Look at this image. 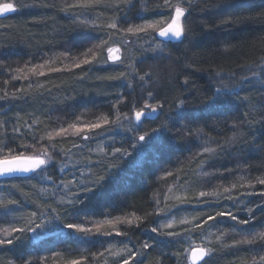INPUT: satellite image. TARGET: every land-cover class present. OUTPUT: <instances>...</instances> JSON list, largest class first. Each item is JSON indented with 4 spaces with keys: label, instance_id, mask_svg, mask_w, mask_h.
<instances>
[{
    "label": "trees",
    "instance_id": "1",
    "mask_svg": "<svg viewBox=\"0 0 264 264\" xmlns=\"http://www.w3.org/2000/svg\"><path fill=\"white\" fill-rule=\"evenodd\" d=\"M4 1H12L17 5L29 2V0H0V2ZM44 2L59 5L63 0H44ZM67 2L72 3L74 0H67ZM97 11L104 13L101 19L105 22L112 15L109 10L97 9ZM261 12H264V0H225L218 9L202 14L196 13L192 19L196 21L204 19L210 27L204 28L200 23H195L192 35L183 42L164 41L167 45L166 54H168L165 56L152 52H147L144 56L140 55L152 46L146 42L147 37L140 40L132 36L126 37L134 43L125 46L118 35L114 36L103 48H100L97 53L98 58L106 55L105 49L110 46L120 47L122 60L125 57L136 58V67L140 70V74L143 75L144 72L150 71L153 76L154 82L149 84L143 92L140 90L138 81L133 82V91L127 88V81L98 79V77L127 71V68L119 62L109 61L107 65L94 62V65H84L72 71H48L50 67L64 68L70 65L72 57L86 51L92 44L100 43L101 38L107 39L104 32L82 28L79 24L73 23L70 17L52 7L22 8L13 14L0 17V25L7 26L0 27V61L10 66V68H0V88H6L9 91H15L17 88L28 89L27 92L21 93L24 96L23 99L11 102L0 101V118L8 119L9 124L17 117L22 118L21 123L26 121L27 124L33 125L36 136L43 135L46 131L60 125L67 127L68 123L76 121L78 116H82L80 122L83 123L94 120L101 112L111 114L110 105L116 102L117 94L121 92L127 97L125 103L121 105V110L131 115V104L134 102L137 107H140L149 89L154 92V95L170 102L174 96L183 93L180 83L185 76H188L196 85V89L187 94V98L193 103L186 111L180 110L184 112V120L179 119L176 111L169 112L167 103L165 105L166 116H161L160 120H144V130L151 131L164 121L171 131L162 129L160 139L155 142L149 141L141 155H137L131 147L135 143L134 133L120 128H116L115 131L98 130L101 134L87 143L93 149L98 144H103L105 147L123 146L132 155L122 160L110 155H98L95 151L89 153L87 148L72 147V142L82 143L78 137L69 135L59 144L60 148H71V153L67 158L70 159V163L65 172L61 173L55 169L48 173L54 179L58 178L57 182L59 179L79 180L81 172L93 179L97 173L109 172L108 169L96 165L91 166L90 170L86 161L88 156H91L92 160H102L105 164L118 165L110 169V174L107 175L104 184L95 192L80 193L86 200V204H78L72 209L75 219L66 217L65 222L68 220L77 222L87 217L89 221L97 223L105 219L129 216L134 212L137 216L144 217L139 227L120 224L118 230L126 231L128 236H116L113 233L112 236L93 235L88 238L76 234L61 235L55 226L50 225L43 231L37 230V233L27 234L23 242H17L14 246L0 247V264L9 260L19 264L21 256L25 258L51 256L54 252H60L63 255L50 259L48 264H64L67 258H77L81 252L84 254L100 252L110 244L116 245V248H122L124 244H127L133 252H136L140 249L141 242H148L153 247L147 249L143 257L137 256L136 260L130 261V264H137L138 261L140 264H157L158 259L159 264H189L187 256L177 257L172 254L184 253L189 243H201L202 240L205 246L220 248V244L216 243V238L224 231H227L229 235L223 243H231L233 239H239L243 233L239 232V228L233 232L235 222L227 217H217L216 221H209L205 224L203 229L193 230L191 233H184L183 236L175 238L158 235L150 229L159 228V225L174 218L177 221L176 227L160 230L183 232V229H191L193 225H179L180 219L192 220L194 216H199L200 219L195 223H201L207 215H213L220 210H231L240 218H247V213L243 211L245 203L254 207L257 203L264 201V197L258 194L244 195L248 192L264 191V185L256 184L255 188H249L247 179L243 181L239 179L240 176L253 180L264 176V124L249 126L246 123H240L245 120V112H249L248 119L253 116L260 117V111L256 109L264 108V92H261L258 84L247 86L241 91L240 95L249 97L256 106L251 111L248 101L235 98L222 100L219 106L211 108L197 99V97L204 98L201 94H211L213 89L209 75L205 71L196 70L199 67H208L209 62L201 58L202 53L221 49L226 42L232 44L249 42L243 49H236L227 57L218 54L212 58L213 62L223 60L226 68L239 72L240 69L235 68L237 63H247L259 55H264V21L258 19L244 24L211 27L221 16L248 13L258 15ZM130 15L135 23H143L137 17V9H132ZM162 16L163 13L158 12L146 14L147 19H160ZM92 18L88 16V19ZM157 41L161 40L157 37ZM66 51L70 53V56L59 55ZM185 57L192 58L190 61L193 64L192 67L186 66ZM44 60L52 61L43 69L47 73L45 76H32L29 80H10V75L14 74L10 69L23 67L29 62H31L29 63L31 67L33 64L43 63ZM81 75L84 76L83 79L78 78ZM5 80L10 81L8 85L3 83ZM37 83L43 84L44 88H38ZM30 85L31 88H29ZM45 89H51V91ZM37 118L42 123H34ZM234 123L238 126L235 129L237 131L236 141L231 146H226L219 155L214 156L205 154L198 157L201 142L195 137H185L184 130L180 129L181 124L188 125L193 132L197 128H203L217 142L223 143L232 135ZM125 124L127 125L128 122L125 121ZM144 130L137 131L135 135L144 134ZM21 131L27 132V128H22ZM25 139L29 143L34 142L31 137H25ZM11 146L16 145L13 143ZM209 146L216 147V144L210 143ZM37 147L39 148L40 145ZM72 163H75L76 167H72ZM167 171H172L174 175L166 176ZM202 171L223 173V175L203 176ZM233 183L237 187L232 189L230 194L245 202L240 204L239 209L233 201L226 199L221 203H197L193 200L191 203L183 204L176 200L177 196H187L192 199L201 190L218 188L222 192L224 187H231ZM241 184L244 186L241 187ZM42 187L51 189L52 184L50 181L39 178L37 173L0 179V200L20 201L22 208L17 213L18 216H26L32 211H37L36 204L30 200L39 202L44 211H48V205L51 204L52 208L61 210L62 216L66 215L62 211L64 206L55 203L51 197L40 192ZM72 191H76L74 186ZM24 193L29 194L30 199L23 195ZM60 195H67L71 198V192L67 194L61 192ZM157 200L160 201L159 204L156 203ZM172 205L176 207H172L169 212L168 208ZM13 207L16 206H10V209ZM156 209H163V211L157 214ZM4 213L5 210L0 209V227H8L10 223L17 227L24 225V220L14 219L12 215ZM147 213L153 214L149 216ZM261 213H264V207L255 208L254 215L257 219L250 225L242 227L245 229L264 227V216ZM37 222H39V217H37ZM85 226L92 227V223ZM189 235L191 241L187 239ZM205 237L206 240H204ZM164 241L167 243H161ZM249 247L259 248V245L224 249L215 253L209 260V264H241L242 258L251 260L255 253L250 252ZM105 258L108 264H117V260L120 259L105 253V257H102L96 264H103ZM88 264H91V261Z\"/></svg>",
    "mask_w": 264,
    "mask_h": 264
},
{
    "label": "snow or ice",
    "instance_id": "2",
    "mask_svg": "<svg viewBox=\"0 0 264 264\" xmlns=\"http://www.w3.org/2000/svg\"><path fill=\"white\" fill-rule=\"evenodd\" d=\"M225 0H74L72 3H68L67 0H63L59 5L45 3L44 0H29V2H22L19 5L13 2L0 3V16L7 13H14L22 8H33V7H52L57 9L59 12L70 17L73 23L79 24L82 28L91 29L93 31L104 32L107 39H100V43L94 47L103 48L109 40H112L114 36H119L121 43L125 46L131 45L134 41L127 39L126 37L132 36L136 37L138 40L147 37V41L152 45L149 49H145L140 53L141 56L147 54V52L158 53L160 56L168 55L166 54L167 45L163 40L157 41V37L165 38L169 41H179L183 42L184 39L190 37L193 33V25L195 23H200L202 27L209 28L207 21L201 19L199 21L193 20L192 17L196 13H204L209 10L218 9L222 6ZM97 9H104L111 11L112 15L110 19L105 22L101 19L103 12H98ZM132 9H137V17L143 21V23H135L130 13ZM149 12L163 13L160 19H147L146 14ZM88 16H92V19H88ZM84 17V19H80ZM264 21V12L257 14H230L228 16H221L217 18V21L211 27H223L232 26L237 24H244L252 22L255 20ZM0 27H7L5 25H0ZM249 42H238L237 44H232L231 42H226V45L215 51L209 50L206 53L201 54V58L209 62L208 67H199L197 71H205L208 73L210 78V84L212 91L210 95L201 94L204 98L197 99L201 103L207 104L211 108H215L220 105L222 100L229 98H235L237 100L248 101V106L250 111L256 106L252 103L251 99L247 96H241V91L252 85H260L261 92H264V55H259L256 59L251 60L247 63H237L235 68L240 69L236 71L232 68H226L225 62L221 60L220 62H213L212 58L216 57L218 54L220 56L227 57V55L236 49H243ZM120 47H107L105 49L106 55H102L98 58L97 54L93 51V48H87L86 51L79 53L77 56L72 57L71 64L66 65L64 68L60 67H50L49 72H61V71H72L75 68H82L84 65H94L104 64L107 65L109 61L113 63L119 62L127 68V71H120L119 74H113L105 77H98L101 80H124L127 81V88H133V82L138 81L140 85L141 92L151 83H153V76L150 71L144 72L143 75L140 74V70L136 67V58L121 59L116 53L120 52ZM91 54V55H90ZM60 56L68 57L70 53L67 51L65 53L59 54ZM191 57H185L186 66L192 67L193 64L190 62ZM31 63V62H29ZM29 63H25L23 67H17L10 69L11 74L10 80H29L32 76H45L47 73L43 70L47 65H50L52 61L44 60L43 63L33 64L29 67ZM0 68H10L0 61ZM91 69H89L90 71ZM83 79L84 76L78 77ZM9 80H5L3 83L5 85L9 84ZM38 88H44L43 84L37 83ZM180 87L183 89L182 94H178L172 98V100L166 101V99H161L158 95H154V92L149 89L146 93V98L144 99L142 105L137 107L133 102L131 104V112L129 115L127 111L121 110V105L125 103L127 97L123 92L117 94V100L115 103L110 105L111 114L106 112H101L96 115L94 120H89L87 122L81 123L82 116L76 117V121L68 123L67 127L60 125L57 128H52L46 131L43 135L36 136L35 129L32 124H27V122L21 123V119L17 117L11 124H9L8 119L0 118V176H16L20 174L27 173H37L39 178L46 181H50L52 188H40V192L44 193L46 196L51 197L55 203L64 206L62 211L64 216L61 214V210L52 208L51 204L48 205V211H44L41 204L37 201H31L36 204L37 211H32L26 216H18L22 205L20 201L15 199H5L0 200V209L5 210V215H12L14 219L24 220L25 223L21 227H17L15 224H9L8 227H0V247L8 248V246H14L17 242H23L27 238L29 233H37V230L43 231L50 225L55 226L59 234H67L71 236L72 234L79 235L81 237L90 238L93 235L101 236H112L115 232L116 236H128V233L119 231L116 226L119 224L127 225L128 227H139L140 223L143 221L144 217L137 216L134 212L129 216L125 217H115L113 219H105L103 222L93 223L84 217L77 222L73 220H68L65 222L66 217H73L75 219V214L72 209L76 208L77 205H85L86 200L80 195L83 193H93L97 188L104 184L107 175L110 174V169L118 167L115 163L105 164L102 160H92L91 156L86 157L87 164L91 170V166H102L108 169L109 172L97 173L95 178H90L86 173L81 172V178L79 180L73 179L70 181H65L63 179H54L53 176L48 173L52 170L58 169L59 172H65L68 168L70 159L69 153H71V148L64 149L60 148L59 144L61 141L66 140L68 136L78 137L82 143L72 142V147L82 149L87 148L89 153L95 151L98 155L111 156L116 159H123L127 156H131L132 153L128 151L127 148L116 147L114 145L110 147H105L103 144H98L95 149L89 146L87 143L90 140L95 139L101 133L98 130L106 129L107 131H115L116 128L123 129L128 132L134 133L135 143L131 145L137 155H141L144 149L147 147L149 141L155 142L160 139L162 135V129L166 131H171L168 124L164 121L160 123L159 127L152 128L151 131L144 130V120L156 119L160 120L161 116H166L165 105L167 103L168 111H176L177 116L180 120L185 119L183 111L187 110L193 101L187 98V94L196 89V85L190 80L188 76H185L180 83ZM31 88V85L29 86ZM46 91H51V89H45ZM28 89L17 88L15 91H9L6 88H0V101H16L23 99L24 96L21 93L27 92ZM198 91V89H197ZM32 94V93H29ZM260 111V117L257 118L253 116L248 119L249 112H245V120L240 123H246L249 126L253 124H264V108L256 109ZM144 118V119H142ZM125 121L128 124H125ZM34 123H42L38 118ZM139 125V128H137ZM27 128V132H22V128ZM46 127H48L46 125ZM238 126L233 124L232 135L224 140L223 143H219L210 134L206 133L203 128H197L195 132L188 125L181 124L180 129L184 130V136L191 138L195 137L201 142V151L197 153L198 157H202L205 154L208 156L219 155L220 151L224 150L226 146H231L237 139V131L235 130ZM178 129V131L180 130ZM144 130V134L135 135L137 131ZM25 137H31L33 143L27 142ZM146 137L148 139H146ZM57 138H60L59 140ZM47 141V143H45ZM15 147H12V144ZM210 143H215L216 147L209 146ZM37 145H40L38 148ZM31 152L32 154L26 155L25 153ZM72 167H76L75 163H72ZM203 167V165H201ZM247 167V166H245ZM231 172L232 170H227ZM172 171H167L166 176H173ZM203 176H213V175H223V173L202 171ZM241 181L247 179V186L249 188H255L256 184L264 185V176L256 177L253 179H248L246 176H240ZM75 187L76 191H72V187ZM241 187L244 185L241 184ZM35 187V186H33ZM235 183L231 184V187H224L223 191H219L218 188H213L212 190H201L198 194L189 199L185 197H176V200L180 203H191L193 200L197 203H221L222 200H230L239 209L241 203L239 197H234L230 193L232 189L236 188ZM171 191V188H169ZM61 192L65 194L71 192V198L67 195H60ZM258 194L264 197V191L259 193L248 192L244 195L252 196ZM26 197L30 196L24 193ZM204 198V199H202ZM157 204L160 203L159 200L156 201ZM10 206H16L10 209ZM172 205L168 208L171 211ZM264 207V201L257 203L254 207L248 206L245 203L243 211L247 213V218H240L235 215L231 210H220L216 211L213 215H207L206 218L202 220L201 223H195L199 220V216H194L192 220L180 219L178 221L179 225L192 224L193 228H185L183 232L180 231H161L160 229H172L177 226V221L173 218L169 222L159 225V228H151V232L157 233L158 235L165 237H180L184 233H191L193 230L203 229L205 224L209 221H216L217 217L229 218L231 221L235 222L233 226V232H236L239 228V232L243 233L240 235L239 239H233L231 243H223L229 233L227 231L221 232L216 238V243L220 244V248L205 246L202 240L199 246L193 247L189 243V247L184 253H173L179 257L180 255L189 256L192 260V264H198V262L203 261L204 264H209V260L213 255L224 249L237 248L241 246H255L259 245V248L249 247V251L255 253L251 260L243 259L241 264H264V227L262 228H249L245 229L242 226L250 225L254 222L257 217L254 215L255 208ZM157 214L163 211V209H156ZM153 213H147V215H152ZM264 216V213H261ZM37 217H39V222H37ZM88 223H92V227L85 226ZM108 227L109 230L104 231L102 229ZM191 241V236L187 237ZM206 240V237L204 238ZM167 243V241L161 242ZM210 243V242H209ZM153 247V245L148 242H141L140 249L133 252L127 244H124L122 248H116V245L110 244L104 248L103 251L94 252L89 254H84L81 252L77 258H67L64 264H96L102 257H105V253H108L112 257L120 258L117 260V264H130V261L136 260L137 256L143 257L147 249ZM63 255L60 252H54L51 256H39L25 258L21 256L19 258V264H48V261L56 256ZM208 258V259H206ZM3 264H16V261L9 260L3 262ZM103 264H108L107 258L103 260ZM137 264H140L138 261ZM159 264V259L157 261Z\"/></svg>",
    "mask_w": 264,
    "mask_h": 264
},
{
    "label": "rangeland",
    "instance_id": "3",
    "mask_svg": "<svg viewBox=\"0 0 264 264\" xmlns=\"http://www.w3.org/2000/svg\"><path fill=\"white\" fill-rule=\"evenodd\" d=\"M4 2H12V1H4ZM4 2H0V3H4ZM14 3V2H13ZM17 12V11H16ZM15 13V12H14ZM10 14H13V13H7V14H4L3 16H6V15H10ZM3 16H0V17H3ZM129 37V36H128ZM99 43H94V44H92L89 48H93V51L97 54L98 52H99V50H100V48H97V47H94L95 45H98ZM114 47H117V46H114ZM91 55V54H90ZM116 55H119L120 57H121V50H120V52H118V53H116ZM110 62H112V61H110ZM142 119H144V118H142ZM120 225V224H119ZM119 225H117L116 226V228L118 229V226ZM102 230H104V231H107V230H109L108 229V227L107 226H105V228L104 229H102ZM113 233H115V232H113ZM77 236H79V235H77ZM81 237V236H80ZM192 244V246L193 247H195V246H199L201 243H196V242H192L191 243ZM187 259H188V263L189 264H192V262H191V258L189 257V256H187Z\"/></svg>",
    "mask_w": 264,
    "mask_h": 264
},
{
    "label": "water",
    "instance_id": "4",
    "mask_svg": "<svg viewBox=\"0 0 264 264\" xmlns=\"http://www.w3.org/2000/svg\"><path fill=\"white\" fill-rule=\"evenodd\" d=\"M158 39L160 40H163V41H166V42H178V41H169V40H166L165 38H162V37H158ZM30 173H27V174H20V175H16V176H0V179H4V178H13V177H18V176H26ZM192 262V260H191ZM203 261H200L198 262V264L202 263Z\"/></svg>",
    "mask_w": 264,
    "mask_h": 264
}]
</instances>
